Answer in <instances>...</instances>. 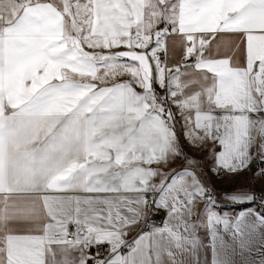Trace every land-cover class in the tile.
<instances>
[{
	"label": "snow or ice",
	"instance_id": "snow-or-ice-1",
	"mask_svg": "<svg viewBox=\"0 0 264 264\" xmlns=\"http://www.w3.org/2000/svg\"><path fill=\"white\" fill-rule=\"evenodd\" d=\"M185 142L264 163V0H0V264L250 260L264 211L222 214Z\"/></svg>",
	"mask_w": 264,
	"mask_h": 264
},
{
	"label": "crops",
	"instance_id": "crops-1",
	"mask_svg": "<svg viewBox=\"0 0 264 264\" xmlns=\"http://www.w3.org/2000/svg\"><path fill=\"white\" fill-rule=\"evenodd\" d=\"M154 46V42L149 45V48ZM169 52L167 55H165L163 52H161L159 55H161L162 61H167L169 66L172 65L174 60L176 59V56L171 50V41L169 40L168 43ZM141 51V50H138ZM147 51V50H144ZM158 92H162V89H159L157 87ZM173 111L175 112V108L173 107ZM177 123L176 128L178 131L181 130V123L179 122V117H177ZM185 152L190 157H196L202 167H203V180L204 182L212 189L215 190L217 193L216 200L218 201V209L222 210V214H226L229 217L236 216L240 211H246L248 208H251L253 210H259L264 211V207L261 206L259 197L264 195V177L258 175L261 168H264V163L260 161V159L257 157L253 163L250 165L249 169L246 170L244 173L238 174L233 177L228 176H217L213 172H211L209 169L211 167L212 161L207 159V153H195L187 143L185 142L184 145ZM174 169H179L181 167V164L178 162L172 166ZM249 191L256 193L258 199L253 203L252 205L242 207L241 205H234L231 202L223 201L222 195L225 192H232V191ZM202 207V206H201ZM166 220V214L163 213V211H157L155 216L153 217L152 225H149V229H151L152 226H162V224ZM133 236L135 233L132 234ZM202 238L204 237V233L201 232ZM129 239H132V236H129ZM256 248H260V252H256V250H253V254L250 258V260L247 257V254L245 257H241L239 255H236L233 257L235 264H258L259 260L264 256V248H261L259 244L256 245ZM201 259L203 260L204 257L202 256ZM207 259L211 261V253L209 252L207 254Z\"/></svg>",
	"mask_w": 264,
	"mask_h": 264
},
{
	"label": "trees",
	"instance_id": "trees-1",
	"mask_svg": "<svg viewBox=\"0 0 264 264\" xmlns=\"http://www.w3.org/2000/svg\"><path fill=\"white\" fill-rule=\"evenodd\" d=\"M242 207H246L245 205H241ZM247 206H249V205H247Z\"/></svg>",
	"mask_w": 264,
	"mask_h": 264
},
{
	"label": "built area",
	"instance_id": "built-area-1",
	"mask_svg": "<svg viewBox=\"0 0 264 264\" xmlns=\"http://www.w3.org/2000/svg\"><path fill=\"white\" fill-rule=\"evenodd\" d=\"M162 56L160 55V58H161Z\"/></svg>",
	"mask_w": 264,
	"mask_h": 264
}]
</instances>
